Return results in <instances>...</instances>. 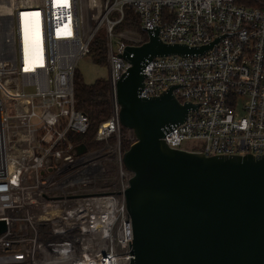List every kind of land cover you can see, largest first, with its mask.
Segmentation results:
<instances>
[{"label":"built area","instance_id":"1","mask_svg":"<svg viewBox=\"0 0 264 264\" xmlns=\"http://www.w3.org/2000/svg\"><path fill=\"white\" fill-rule=\"evenodd\" d=\"M0 0V264H129L132 229L124 191L117 82L120 57L147 32L201 54L155 57L137 97L172 89L189 104L162 129L169 148L212 156L264 155V0ZM146 39L116 31L124 10ZM115 13L118 18L110 20ZM103 33L110 117L102 146L77 155L87 117L75 109L73 77ZM113 41L115 43L113 44ZM127 139L134 143L131 131ZM112 163L107 170L105 162ZM109 180L112 182L109 183Z\"/></svg>","mask_w":264,"mask_h":264},{"label":"water","instance_id":"2","mask_svg":"<svg viewBox=\"0 0 264 264\" xmlns=\"http://www.w3.org/2000/svg\"><path fill=\"white\" fill-rule=\"evenodd\" d=\"M210 47L164 45L157 32H147L145 43L120 56L130 67L116 86L118 123L135 139L122 154L131 174L123 194L132 229L129 264H264V155L207 157L169 148L162 129L182 123L191 105L180 104L173 88L137 97L148 61ZM5 231L0 221V235Z\"/></svg>","mask_w":264,"mask_h":264},{"label":"trees","instance_id":"3","mask_svg":"<svg viewBox=\"0 0 264 264\" xmlns=\"http://www.w3.org/2000/svg\"><path fill=\"white\" fill-rule=\"evenodd\" d=\"M239 3H246L247 6H253L249 0H238ZM124 30H132L146 39V34L141 28L140 21L136 13L131 9L124 10L122 22L117 26ZM88 56L95 64H106V48L104 39L99 35L95 36L89 45ZM75 109L84 114L89 122V127L85 134L77 135L75 143L83 144L88 151H94L102 146L101 142H95L94 136L98 125L110 117V101L108 93V84L104 80H96L94 83L85 84L79 75L77 69L73 77ZM132 143L127 139V130L120 128V148L121 152H126Z\"/></svg>","mask_w":264,"mask_h":264},{"label":"rangeland","instance_id":"4","mask_svg":"<svg viewBox=\"0 0 264 264\" xmlns=\"http://www.w3.org/2000/svg\"><path fill=\"white\" fill-rule=\"evenodd\" d=\"M118 18V16L115 13H111L109 15V19L110 20H116ZM117 31V27L115 29ZM120 31H124V29L119 28ZM100 37H104L103 33H99L98 34ZM115 43V41H113V44ZM79 75L81 76L83 82L85 84H92L94 83L96 80H104L107 81L108 80V66L107 63L100 65V64H95L92 60L90 56H86L84 58H82L78 63H77V67H76ZM104 166L107 170H113V166L112 163L110 162H105ZM112 182V180H109V183Z\"/></svg>","mask_w":264,"mask_h":264},{"label":"bare ground","instance_id":"5","mask_svg":"<svg viewBox=\"0 0 264 264\" xmlns=\"http://www.w3.org/2000/svg\"><path fill=\"white\" fill-rule=\"evenodd\" d=\"M84 4L87 6V0H86V2Z\"/></svg>","mask_w":264,"mask_h":264}]
</instances>
